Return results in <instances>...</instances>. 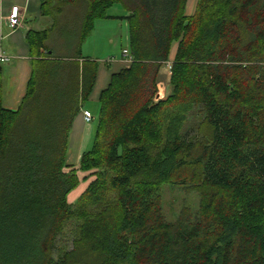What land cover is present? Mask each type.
Listing matches in <instances>:
<instances>
[{
    "label": "trees",
    "instance_id": "16d2710c",
    "mask_svg": "<svg viewBox=\"0 0 264 264\" xmlns=\"http://www.w3.org/2000/svg\"><path fill=\"white\" fill-rule=\"evenodd\" d=\"M114 4L125 14H107ZM188 4L41 0L52 23L26 32L31 74L15 110L0 69V264H264V0ZM105 17L126 21L130 64L110 74L92 143L70 163L99 65L80 48ZM164 184L196 193L197 209L167 221Z\"/></svg>",
    "mask_w": 264,
    "mask_h": 264
},
{
    "label": "crops",
    "instance_id": "0c3cea01",
    "mask_svg": "<svg viewBox=\"0 0 264 264\" xmlns=\"http://www.w3.org/2000/svg\"><path fill=\"white\" fill-rule=\"evenodd\" d=\"M40 2L41 0H0V54L8 57L7 61L0 62V66L4 80L3 104L8 109L15 110L18 107L25 93L26 85L31 74L30 55L26 42V32L29 29L41 30L48 27L50 24V19H47L49 17L41 14ZM12 5H17L20 8V25L15 28L9 27L6 20V15ZM190 8L188 4L186 12L191 13V10H189ZM97 20L99 19H96V21ZM94 26L92 30H94ZM174 51L175 48L173 47L170 52V60L173 58ZM92 59H96L99 62V65L96 83L92 89L89 99L98 100L100 91L106 87L109 82L110 74L118 71L122 67L129 66L130 57L120 56L118 59L107 61L105 63L99 61L97 58ZM169 64L170 63L162 66L167 69V78H164V80L162 79V68L160 69L158 75L159 80L157 83V94H160V98H164L170 91V86L168 85L170 73ZM155 99L157 100V97H155ZM83 110L89 111V109L84 106L82 107V111ZM86 125L87 123L84 121L82 114H79L73 124L70 139L73 136H77L79 137V142L82 141L85 136V132L87 131ZM81 145L82 144L77 147V153L74 155L75 162L78 161L80 156L82 150ZM70 152L71 150L69 153Z\"/></svg>",
    "mask_w": 264,
    "mask_h": 264
},
{
    "label": "rangeland",
    "instance_id": "374dc122",
    "mask_svg": "<svg viewBox=\"0 0 264 264\" xmlns=\"http://www.w3.org/2000/svg\"><path fill=\"white\" fill-rule=\"evenodd\" d=\"M195 0H190L189 10L193 12ZM79 8L76 6H67L63 13L59 14L58 19L56 20V27L58 35L56 40L61 42L66 36L65 29L71 28L74 23V18L78 15ZM107 14L120 16L125 14V10L120 4H114L110 9L107 10ZM50 24L52 23L51 18ZM96 21V20H95ZM94 21V23H95ZM70 40V35L69 38ZM64 41V40H63ZM128 27L126 21L122 18H113L105 17L99 18L96 21L94 30L90 32L84 39L80 53L82 57H91L97 58L99 61L105 63L107 61H112L118 59L122 55L123 49H128ZM67 48V47H66ZM72 46L67 48V51H72ZM125 57V56H124ZM127 57V56H126ZM162 79L167 78V69L162 67ZM162 85V84H161ZM84 107L89 109V112L92 115V120L86 122V132L82 141L79 142V137L73 136L70 139L71 152L69 153L68 162L72 163L74 161V155L77 153V147L81 145V152L89 148L93 139V132L95 129V124L97 120V114L99 112V102L97 100L89 99L84 102ZM188 129V128H186ZM78 176L81 177L82 173L79 172ZM85 180H80V183L76 188L71 190L68 194V200L70 202L76 201L78 196L84 191L86 187ZM161 203L163 207V212L167 221H174L181 208L184 206L190 207L192 210H196L198 207V197L194 192H186L180 185H169L164 184L161 187ZM72 237L71 230L66 231V235L63 237L62 243L64 247H68Z\"/></svg>",
    "mask_w": 264,
    "mask_h": 264
},
{
    "label": "built area",
    "instance_id": "2783aa9c",
    "mask_svg": "<svg viewBox=\"0 0 264 264\" xmlns=\"http://www.w3.org/2000/svg\"><path fill=\"white\" fill-rule=\"evenodd\" d=\"M6 20L8 22L9 27L15 28L20 25V8L17 5H12L9 9L8 14L6 15ZM122 56H129L128 51L126 49L122 50ZM8 57L0 54V62L7 61ZM170 67V66H169ZM160 98V94L158 93L157 99ZM83 118L85 122H89L92 120V115L88 110H83Z\"/></svg>",
    "mask_w": 264,
    "mask_h": 264
},
{
    "label": "water",
    "instance_id": "95a60500",
    "mask_svg": "<svg viewBox=\"0 0 264 264\" xmlns=\"http://www.w3.org/2000/svg\"><path fill=\"white\" fill-rule=\"evenodd\" d=\"M0 69H1V67H0ZM156 97H158V94H156Z\"/></svg>",
    "mask_w": 264,
    "mask_h": 264
}]
</instances>
